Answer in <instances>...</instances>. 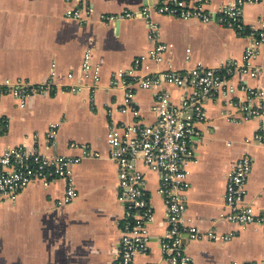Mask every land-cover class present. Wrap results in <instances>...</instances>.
I'll list each match as a JSON object with an SVG mask.
<instances>
[{
	"label": "crops",
	"instance_id": "obj_1",
	"mask_svg": "<svg viewBox=\"0 0 264 264\" xmlns=\"http://www.w3.org/2000/svg\"><path fill=\"white\" fill-rule=\"evenodd\" d=\"M156 0H0V81L46 80L57 71L52 94L30 97L21 106L12 96L0 99V152L15 146H36L41 152L82 156L84 149L101 156L84 157L73 168L78 197L63 203L66 183L37 180L12 200H0V264H114L122 236L124 205L120 202L118 168L109 156L107 130L112 123L130 122L131 112L122 108L125 88L113 83V74L129 70L137 57L152 45L148 25L136 17L106 23L102 13L139 10ZM217 9L232 0H211ZM91 4L94 11L81 23L65 14L70 7ZM264 3L244 8L248 28H259ZM160 27L161 41L172 44L162 62L146 60L141 71L185 70L197 65L214 66L225 61L241 62L250 44L245 34L212 21L181 20L152 12ZM91 52L92 69H82ZM263 71L257 78L238 74L234 100L251 96L242 86L264 91V46L254 62ZM73 74L69 77V74ZM95 74L98 80H95ZM129 79L131 77H128ZM178 103L182 92L165 85ZM140 117L155 120V90L138 87L134 96ZM254 101H259L254 97ZM221 95L207 101L208 122L196 160L187 164V224L202 230L233 234L228 240H186L185 252L196 264H230L233 261L264 262V238L257 224L241 226L226 219L224 194L226 173L244 154L253 160L247 179L246 201L264 207V146L253 140L264 123L260 119L230 121L222 116ZM55 126V127H53ZM55 129L53 137L50 129ZM142 169L145 170V168ZM150 201L155 209L150 225V252L138 255L140 264L162 262L160 242L167 230V212L159 192L160 178L145 170Z\"/></svg>",
	"mask_w": 264,
	"mask_h": 264
},
{
	"label": "built area",
	"instance_id": "obj_2",
	"mask_svg": "<svg viewBox=\"0 0 264 264\" xmlns=\"http://www.w3.org/2000/svg\"><path fill=\"white\" fill-rule=\"evenodd\" d=\"M211 3V0H156L139 10L125 9L100 15V19L106 23L144 18L152 45L148 54L137 57L129 70L113 74V83L125 88L122 111L131 112L134 117L130 122L110 124L106 134L108 156L118 168V198L125 210L122 236L118 241L114 264H140L136 260L137 256L150 252V225L154 220L155 209L149 198L145 170L159 174V192L166 204L167 230L160 242L164 264H196L184 250L186 240H201L206 237L228 240L233 235H223L216 230H202L185 222L187 191L190 187L187 164L197 159L198 149L203 141V127L209 119L207 101L221 95L224 100L221 114L230 121L260 119L264 122V91L242 86L241 89L248 91L251 96L234 100L233 94L237 86L231 82V78L238 74L257 78L263 71L254 62L264 46V17L259 21V28H248L244 22V8L250 4L264 3V0H232L217 9ZM93 11L91 4L82 3L68 8L65 14L68 18L84 23ZM153 11L181 20L196 19L204 24L215 21L221 26L234 29L238 34H245L250 44L245 49L241 62L229 60L214 66L197 65L185 70L169 68L137 74L146 60L162 62L172 47V44L161 41L159 24L152 19ZM92 68V55L88 52L82 69L90 72ZM68 76L72 77L73 74ZM94 78L98 80V75L95 74ZM56 79L57 71L53 64L50 76L38 83L22 79L0 81V99L12 96L24 106L32 96L52 94L57 87ZM167 84L181 90L178 103L165 88ZM138 87L155 90L153 122L140 117V110L134 99ZM254 97H258L259 101H254ZM3 131L4 120L0 118V133ZM55 132L54 128L50 129L49 136L53 137ZM253 140L264 146V123L256 130ZM87 156L100 157L101 154L99 151L89 153L86 149L82 156L49 154L41 152L36 146H15L0 152V200L14 201L37 180L46 184L64 180L66 187L63 203L74 201L78 197V190L74 183L73 168ZM252 169V157L244 154L226 173L225 217L231 223L241 226L259 225L264 238V207H256L246 201V183ZM230 264L264 262L233 261Z\"/></svg>",
	"mask_w": 264,
	"mask_h": 264
}]
</instances>
